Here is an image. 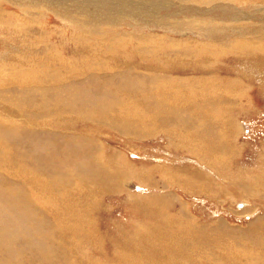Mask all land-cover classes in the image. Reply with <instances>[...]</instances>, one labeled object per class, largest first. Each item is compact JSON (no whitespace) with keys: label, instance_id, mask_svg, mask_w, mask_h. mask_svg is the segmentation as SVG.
Here are the masks:
<instances>
[{"label":"rangeland","instance_id":"1","mask_svg":"<svg viewBox=\"0 0 264 264\" xmlns=\"http://www.w3.org/2000/svg\"><path fill=\"white\" fill-rule=\"evenodd\" d=\"M0 264H264V0H0Z\"/></svg>","mask_w":264,"mask_h":264},{"label":"bare ground","instance_id":"2","mask_svg":"<svg viewBox=\"0 0 264 264\" xmlns=\"http://www.w3.org/2000/svg\"><path fill=\"white\" fill-rule=\"evenodd\" d=\"M166 1V0H165ZM178 1V0H177ZM147 3V2H146ZM157 3H160V2H157ZM169 3V2H168ZM125 5V4H124ZM128 5V4H127ZM110 6H112L111 4H110ZM122 9V8H121ZM154 9V8H153Z\"/></svg>","mask_w":264,"mask_h":264}]
</instances>
